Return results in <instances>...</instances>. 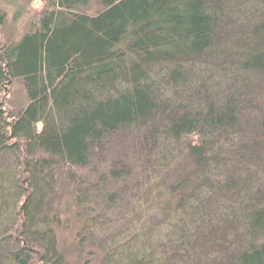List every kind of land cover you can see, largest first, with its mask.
<instances>
[{
  "label": "trees",
  "instance_id": "16d2710c",
  "mask_svg": "<svg viewBox=\"0 0 264 264\" xmlns=\"http://www.w3.org/2000/svg\"><path fill=\"white\" fill-rule=\"evenodd\" d=\"M88 3L0 41V264H264V0Z\"/></svg>",
  "mask_w": 264,
  "mask_h": 264
},
{
  "label": "rangeland",
  "instance_id": "374dc122",
  "mask_svg": "<svg viewBox=\"0 0 264 264\" xmlns=\"http://www.w3.org/2000/svg\"><path fill=\"white\" fill-rule=\"evenodd\" d=\"M49 0H0V11L6 15V21L0 27V41L10 43L18 40L25 32L30 31L40 15L49 8ZM85 11L97 13L102 9L100 0H89ZM0 101L7 107L16 108L24 104L25 91L21 81H6L0 84ZM66 192V188L62 189ZM62 196V194H61ZM65 226L58 229L61 248L70 252L74 245L75 226Z\"/></svg>",
  "mask_w": 264,
  "mask_h": 264
}]
</instances>
